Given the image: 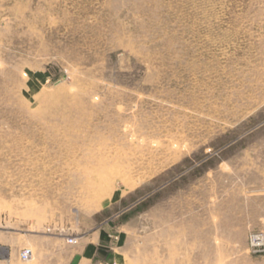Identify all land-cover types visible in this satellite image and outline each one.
Segmentation results:
<instances>
[{
  "label": "rangeland",
  "instance_id": "obj_1",
  "mask_svg": "<svg viewBox=\"0 0 264 264\" xmlns=\"http://www.w3.org/2000/svg\"><path fill=\"white\" fill-rule=\"evenodd\" d=\"M262 234L264 0H0V264H264Z\"/></svg>",
  "mask_w": 264,
  "mask_h": 264
},
{
  "label": "built area",
  "instance_id": "obj_2",
  "mask_svg": "<svg viewBox=\"0 0 264 264\" xmlns=\"http://www.w3.org/2000/svg\"><path fill=\"white\" fill-rule=\"evenodd\" d=\"M254 241H258L264 243V234L260 235L259 237H253ZM31 251L29 249H23L19 255L22 261H27L31 257Z\"/></svg>",
  "mask_w": 264,
  "mask_h": 264
}]
</instances>
